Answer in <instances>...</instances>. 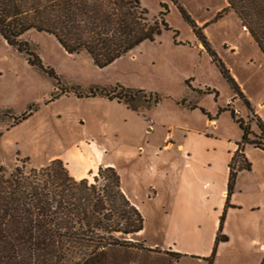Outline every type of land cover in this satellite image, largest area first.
Here are the masks:
<instances>
[{
  "label": "rangeland",
  "instance_id": "1",
  "mask_svg": "<svg viewBox=\"0 0 264 264\" xmlns=\"http://www.w3.org/2000/svg\"><path fill=\"white\" fill-rule=\"evenodd\" d=\"M138 1L151 25L161 24V13H167L171 30L104 69L85 52L68 54L46 33L25 34L22 52L0 37V167L9 175L17 167L29 172L59 159L71 177L92 184L100 169L113 165L145 226L142 235H116L129 243L109 249L106 264H210L218 236L229 242L217 246L213 264H256L258 251L243 245L238 228L247 218L243 213L234 210L219 232L230 212L222 196L227 165L235 170L244 165L242 153L233 160L230 155L243 141L238 122L249 111L241 99L239 105L233 99L226 105L233 89L178 5L204 35L221 22L213 31L217 42L220 36H238L239 27L249 31L231 9L219 18L229 7L225 0ZM222 46L231 47L228 40ZM241 46L244 54L253 51L255 60L261 55L245 40ZM36 56L43 69L30 63ZM260 72L264 80V69ZM120 88L145 91L147 101L87 97L93 89H116L117 95ZM261 95L264 99V90ZM232 106L241 117L233 120L226 110L233 111ZM256 121L253 115L247 123ZM170 132L171 146L165 149ZM252 157L259 176L264 156L255 152ZM252 178H239L238 209L253 202Z\"/></svg>",
  "mask_w": 264,
  "mask_h": 264
},
{
  "label": "trees",
  "instance_id": "2",
  "mask_svg": "<svg viewBox=\"0 0 264 264\" xmlns=\"http://www.w3.org/2000/svg\"><path fill=\"white\" fill-rule=\"evenodd\" d=\"M171 1L178 5L177 0ZM227 1L229 7L219 18L228 9L233 10L264 55V0ZM178 9L223 77L241 96L194 20L183 7L178 5ZM166 14L161 13V24L151 25L148 12L138 0H0V37L22 52L21 38L25 34L32 30L46 33L55 37L68 54L85 52L104 69L142 44L154 42L163 30L170 31ZM30 63L43 69L38 56ZM115 90L93 89L87 97L102 96L127 104L147 101L145 91L120 88L116 95ZM256 122L259 135L248 123L238 122L244 135L236 154L246 145L264 151V124L259 119ZM229 167L227 202L239 172L251 170V164L245 159L238 170L231 164ZM224 221L225 214L219 232ZM144 226L143 215L124 192L113 167L100 169L92 184L71 177L59 159L29 172L17 167L9 175L0 167V264H106L109 249L124 248L129 243L116 235H139ZM228 240L227 236L216 238L210 264L217 246Z\"/></svg>",
  "mask_w": 264,
  "mask_h": 264
},
{
  "label": "crops",
  "instance_id": "3",
  "mask_svg": "<svg viewBox=\"0 0 264 264\" xmlns=\"http://www.w3.org/2000/svg\"><path fill=\"white\" fill-rule=\"evenodd\" d=\"M225 2L228 3L227 0H225ZM181 7L185 9L184 6H181ZM219 24L221 25V22L213 25V27L210 28L208 34H205V35L202 34V35L206 38L210 47L216 54L218 60H220L224 64L229 75L236 83L239 89V93L241 94L240 96L232 88L233 94L229 98V100H227V102L233 99L235 100V106H236L242 100L243 102L241 103V105L244 106L249 111V113L253 114L257 118V120L259 119L264 124V99H262L261 97L262 96L261 94L263 93V90H264V80H260L259 78L261 74L260 70L264 69V55L262 53L261 55L259 54V57L257 58V60H255L252 54L253 51L249 52V54L243 53L242 46H241V41L243 40L249 43L254 51H256V48L258 49V46L256 45L255 41L251 37L250 33L242 32L240 27H239L238 36L233 37L227 34L225 36H220L219 37L220 39L217 42L216 39L214 38L213 31L216 27L219 26ZM197 27L199 30L201 29L199 28V26ZM226 40H228L229 44L231 45V47H229L228 49H225L222 46L224 44V41L226 42ZM238 58H241L243 62L241 61L238 62V60L236 61V59ZM231 59H235V62L231 63ZM237 97L239 98L237 99ZM227 102H226V105H227ZM236 109L238 108L236 107ZM228 111L232 113V117L234 120L235 118L233 115V111H230V110ZM240 113L241 115L237 117L242 116L241 111ZM249 113H248V116L245 119H243L245 123H247V120L249 118ZM212 122L215 123V121H211L209 122V124L211 125ZM249 124H250L252 132L256 135H259L260 130L258 126L254 124L253 122ZM251 137H254V136H251ZM239 144L241 143H236L235 146H233L232 152L230 155L231 160H233V157L235 156L239 148ZM165 149H169V147ZM178 149L184 150L183 145H179ZM240 152L242 153L244 160L246 159L249 163H250V160L253 161L252 154L255 152L260 153L261 155L264 156L263 150L258 149L252 145H246L242 150H240ZM230 163L231 162H228V165H227L228 175L226 176L225 185L226 183L227 184L229 183ZM257 173L259 172L256 169L254 164H251V170H243L239 172L236 182H235L233 194L230 197L229 202H227L229 203V206H230L229 207L230 212L226 216L227 218L225 217L224 224L225 226L227 224L229 225V223L231 222V215H233L232 213L234 212V210H237L243 213L242 215L247 217V218H244V220L242 219L238 222V228L243 234L242 236L243 245L245 244L249 248L257 250L258 260L256 264H263L264 262V170L259 174V176H256ZM244 175H252L253 180H252L251 188H254L255 192L252 193L253 202L249 206L244 205L238 209V207L236 206V205H239V203H237V197L239 194H241L240 190L242 189L238 182H239V178ZM227 189H228V186L227 188L225 187L222 191L223 201L225 200L224 197L227 196L226 195ZM231 204H234L235 207H232ZM143 233L144 231H142L139 235H142ZM226 233L229 234V231H226ZM228 242H225V243H228ZM225 243H221V244H225Z\"/></svg>",
  "mask_w": 264,
  "mask_h": 264
},
{
  "label": "built area",
  "instance_id": "4",
  "mask_svg": "<svg viewBox=\"0 0 264 264\" xmlns=\"http://www.w3.org/2000/svg\"><path fill=\"white\" fill-rule=\"evenodd\" d=\"M243 29H244L245 31H248V29H247L246 26H244ZM232 104H233L232 100H230V101L227 102V106H228V107H230ZM232 110H233V113H234L236 116H240V115H241L240 111H239L238 109H236L234 106H232ZM252 118H253V114L249 113V118H248L247 122H249L250 119H252ZM172 138H173V135H172V133L170 132V133L166 136V138H165V140H164V143H165L164 148H168V147L171 146V140H172Z\"/></svg>",
  "mask_w": 264,
  "mask_h": 264
}]
</instances>
